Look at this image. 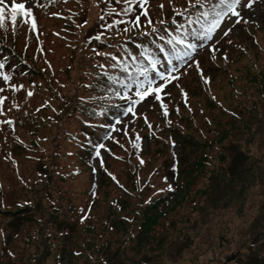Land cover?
I'll list each match as a JSON object with an SVG mask.
<instances>
[{"label": "trees", "instance_id": "16d2710c", "mask_svg": "<svg viewBox=\"0 0 264 264\" xmlns=\"http://www.w3.org/2000/svg\"><path fill=\"white\" fill-rule=\"evenodd\" d=\"M46 2L48 0H42V6ZM94 6H97V17L93 22L95 15L91 16L89 12ZM78 7L88 15L82 16L81 23H84L82 27L76 26L72 18L64 12L56 16L47 13L38 15L39 19H42L43 15L49 16L50 19L62 20L66 18L68 29H75L70 33V40L78 43L74 46L73 57L75 53H78L79 57L85 58L79 70L74 74L70 70L71 67H74V60L69 63V68L66 70V74L72 76L71 84L76 85L75 93L66 96L75 102L69 100L61 103L50 115L47 112L42 121L39 120L40 113L36 111L39 105L37 104L36 108L34 104V99L39 98V96L35 97V91L40 92L42 89L49 93L55 91V83L49 76L48 68L38 65V55L41 53L38 45L43 46L41 36L46 37L45 25L41 26L42 28L37 27L34 31L25 26L21 17H18L15 30L12 28V31H9L7 23L0 27V63L4 64V68L0 69V72L11 77L8 81H4L1 77L0 87L4 88V91L0 92V95L6 96L7 100L0 112V121L9 119L13 121L11 125L0 123V219L4 214L10 217L5 223L0 221V259L3 262L7 261L5 264H16L17 250L20 249V246H15L14 241L23 237H26V241L29 243L36 241L37 238L39 240L36 251L30 252L25 258L22 256L24 262L28 261L29 264H47L49 257L53 258L55 264H77L82 258L86 260L83 264L94 263V260H98L102 264H110V259L104 254L106 250L111 249L112 243L109 239L103 240V235L107 231L113 233L124 230L127 233V240L132 241L136 238V233L133 231L135 226H137L138 234L142 237L139 245L143 242L147 245L144 239L151 229L158 225L160 216H167L168 212L176 208L177 201H187L186 195L191 190L190 185H193L194 182L197 183L200 178L198 177L199 173L203 172V168L209 170L211 160L214 158V155L209 152L210 148L218 151L217 160L220 167V170L214 173L208 171L210 173L208 181L211 183V187L219 190L216 195L220 197L221 205H216V209L236 207V212L242 214L244 209H247L250 192L245 186L244 175L248 170L260 167L259 162L255 166L251 165L255 156L250 153L248 147L260 134L254 124L260 120L264 121V102L253 101L251 105L241 102L230 113L228 127L224 126L222 122L218 125L221 128L214 127L215 124L211 118L206 120L210 126L208 131L213 133L210 136H206L199 126L198 130L189 134L176 130L180 129L179 127L169 128L166 126L164 128L163 131L172 138L170 146L172 156L152 171L157 173L164 182L168 181L166 191L159 192L154 197L150 196L156 187L155 180L147 179V177L144 180L134 178L139 173L140 164H134V173L130 168L133 181L124 183L119 176L117 179L116 173L111 168L110 158L112 155L108 154L104 157V153L101 148H98V145L101 142L106 143L114 137L113 125L117 120L127 116L124 113L128 102L115 95L113 87L119 90L122 86L118 84L113 86L109 77L115 76L123 79L129 73L134 75L137 66L149 65V55L159 61L156 69L152 70V74L161 72L165 68H173L175 64H179L180 70L186 68L190 71L192 66L189 67L188 64H192V60H187V63H184L173 58L171 63L169 62L170 58L165 56V53L171 52L172 45L167 41L172 36L185 37L186 32H190L193 28L199 29L200 24L195 21L199 12L207 10V6L192 8L187 4L182 11H171L158 20H152L151 25L146 22L147 19H143L144 16H141L140 27H134L131 23L137 12L135 9L133 14L123 17L126 23L117 24L112 29H108L104 25L112 23L114 19L118 20L119 15L116 13L120 12L124 4L117 3V0L116 2L115 0H80ZM41 8L34 10V13L40 11ZM113 9L116 11L113 12ZM185 9L188 10L186 14H176L177 12L183 13ZM148 13H150V9ZM189 14L193 21L191 25L187 23ZM160 20H164L165 24H160ZM89 22L92 24L84 32ZM181 25L183 26L181 30L176 31ZM153 27L159 31L154 33ZM125 28L129 30L124 31ZM160 35H163L165 39L161 40ZM96 36H100V39L96 40ZM19 37L24 40L25 48L23 50L17 44ZM31 41L34 42L33 45L30 44ZM204 41L207 40L187 35L186 43L196 45L189 54L192 59H208L214 63L216 58L214 53L198 52L199 45ZM177 47L187 50L185 45H177ZM161 48L163 51L160 50ZM145 49L148 50L147 53L141 55ZM31 50L30 55L29 51ZM101 51L106 52L104 58L99 55ZM98 55L101 58H98ZM132 56L137 57V60L132 61ZM91 57L98 58L100 61L107 60L106 67H101V63H92ZM122 62L128 65V73L124 72ZM113 64H117L118 67L113 68ZM192 72L197 73L200 77L198 71ZM207 72L209 71L207 70ZM261 75L262 78L256 86L259 99L264 101V71ZM178 80L163 93H160L162 102L167 97L174 103L167 115H164L161 102L155 101L151 105L150 108L153 109L156 106L157 109L156 114L154 113V117H156L154 122L158 119L163 122L169 121L172 110L179 113L181 107L187 109L185 93L188 87L185 84L178 88L176 85ZM30 83L31 86L27 88V84ZM7 86L11 87L6 92ZM81 86H88L92 95L84 98L79 96ZM29 91L33 93L32 96L27 95ZM131 92L132 88L128 90L129 97ZM207 97L209 103L218 106L217 101ZM203 106V101H200L198 107L200 113L204 112V109L201 108ZM187 110L193 113L192 121L197 122L193 109ZM75 116L81 124L79 130L70 129L67 126L68 120ZM248 116L255 119L248 121ZM237 120L243 123L235 128L233 125ZM154 122L151 134L157 132ZM43 127L49 128L50 133H42ZM151 134L148 133L150 139L153 140L154 137ZM248 135L253 137L252 141ZM133 136L138 142L135 133ZM117 137L125 139L124 132H120V135L118 132ZM243 137L247 140V144L243 141ZM233 141H239L241 147H237V149L242 152L243 158L237 159L233 156L228 162L229 156L234 155L229 151V146ZM97 151L100 153L99 156H97ZM193 152L197 157L192 162L193 168L187 171L184 168L190 165ZM142 153L141 150L131 149V155L136 157ZM242 154H240L241 157ZM96 158L100 159L97 165L94 163ZM22 159L25 160V163H22ZM112 159L114 158L112 157ZM32 163H34V167ZM22 164H26L32 170L31 173L34 171L33 178L25 177L21 173ZM142 164L144 166L146 162ZM86 172L89 173L90 179L89 186L85 188L87 201H78L79 199H76L78 192L73 191L72 187L64 189L62 184L69 180L74 181ZM255 172L257 171L255 170ZM13 181L17 182L19 189L27 193L17 198L13 205H8L11 201L7 199L6 186L12 190L11 183ZM239 181H241L240 184L237 183ZM112 189L120 191L121 194L109 198L108 194H112ZM79 193H83V190ZM225 197L227 198L225 199ZM102 198L107 204L108 211L104 221L98 225L92 220L94 217L97 218L95 207ZM214 200L216 197L211 199L210 204ZM174 202L175 204H173ZM13 207L19 210V216L14 214L16 211H11ZM121 210L133 211L135 215L127 220L128 213L121 214ZM82 216L86 218L82 220ZM138 218L140 223H138ZM25 223L34 224L37 228L36 234H34L35 228L24 229L22 226L26 227ZM263 232L259 231L251 240V246L259 248L258 255L253 256L252 264H264V255H260L261 251L264 253V240L261 244L259 243V235ZM123 244H126L125 240ZM40 245H42L41 248ZM23 251L20 249V252ZM146 259H150L149 256L142 259L141 264H147ZM65 261L68 262L65 263ZM129 261L133 264H140L139 261L132 258H129Z\"/></svg>", "mask_w": 264, "mask_h": 264}, {"label": "rangeland", "instance_id": "374dc122", "mask_svg": "<svg viewBox=\"0 0 264 264\" xmlns=\"http://www.w3.org/2000/svg\"><path fill=\"white\" fill-rule=\"evenodd\" d=\"M5 1L12 3V0ZM79 1L48 0L42 6L41 1L37 3L34 0H27V2L26 0H17V2H26V7H32L37 27L45 25L44 33L46 37L41 36L43 46L38 45L39 49L43 48L38 55V65L48 68L50 72L49 76L55 83V91L54 93H49L43 89L40 92L35 91V97L39 96L38 99L37 97L34 99V104L36 108L37 104L39 105L36 111L40 113V121L47 115V112L50 115L61 103L71 100L65 95L67 90L71 88L65 70L69 67V63L74 60V67L71 70L72 74H74L79 70L81 63L85 60V58L79 57L78 53H75L73 57L72 49L78 43L70 40V33L75 29H68L67 19H50L49 16L45 17L44 15L47 13L56 16L54 14L61 15L64 12L68 17L72 18L76 26L82 27L84 23H81V18L87 14L78 7ZM188 3L189 0H149L147 8L148 10L150 9V13H148L147 18L144 17L143 19L150 18L151 20H158L165 16L166 13L171 12L175 7H182ZM160 5H163V8ZM39 8L41 10L34 13V10ZM140 11L141 9L139 8L136 13L139 14ZM42 14H44L42 19H39L38 15ZM89 14L91 16L95 15V19L92 21H96L97 6L92 7ZM242 15L250 22L236 24L228 36H224L221 29L231 24V21L225 20L221 24V29H217L213 33L212 41L203 44L204 47L201 45V53L212 52L215 55L214 57H216L214 63L208 59H194L199 61V69L203 71V76H201L200 71L193 63L191 64L192 68L190 71L183 68L176 73L178 79L180 78L179 80L177 79V87H182L185 84L188 87L185 93L187 101L186 107L187 109H193L192 111L195 112L194 115H196L197 122L192 121L191 116L193 113L182 107L179 113L172 110L169 121L163 122L158 119L154 122L156 120L154 113L156 114L157 109L156 106L153 109L150 107L156 100L154 96H150L141 104L134 106L135 115L132 114L131 117H128L127 120L120 124L118 131L114 135L115 137L110 142L107 144L102 143L104 148H101V151L104 153V157L108 154L109 156L112 155L110 158L111 168L116 173L117 179L119 176L124 183L133 181V176L130 175V168H132V173H134V164H140L139 173L134 178L137 180L142 178L144 180L147 177V179L155 180L156 187L150 196L154 197L157 193L166 191L168 189V183H165L157 173L152 171L172 156V150L170 149L172 138L169 137L167 132L163 131L166 126H169V128L179 127L180 129L176 130L188 134L198 130L199 126L200 130L203 129L206 133V136H210L213 133L212 131H208L210 126L206 121L207 119L211 118L214 121V127L218 126L221 122L224 126L228 127L231 118L230 113L236 109L239 103L243 102L251 105L253 101L259 103L264 102L259 99L256 86L262 78L261 73L264 71V0H258L251 9H242ZM5 16V23L9 26V31H12L13 25L11 24L10 6L6 10ZM124 16L119 15L118 20L123 19ZM21 19L25 26L31 28V17L27 18V24L24 23L25 18L21 17ZM232 19L234 20L235 18L233 17ZM91 24L92 22H89L86 25L84 32ZM56 33L60 35L61 40L55 37ZM33 43V41L30 42L31 45ZM17 44L21 50L25 48L24 40L21 37L18 38ZM213 47L216 49L214 52L212 51ZM105 51L99 52L102 58L106 56ZM31 53L32 50L29 51L30 55ZM96 61H98V58L92 60V62ZM178 66L179 64H176V69ZM170 70L168 69L163 72L167 74ZM192 71H198L200 77ZM82 74H85V72H82ZM254 74L256 75L253 76ZM152 78L157 83L162 82L155 74L152 75ZM177 80L168 84L161 93L172 86ZM205 80L209 82L206 83ZM1 82L2 79L0 78ZM70 92H73V90L70 89ZM176 93L178 94L177 90ZM84 94L90 96L92 92L90 93L88 90H84ZM207 96L217 101L218 106L209 103ZM200 101H203L204 104L201 107L204 109H202L204 111L203 113H200V109H198ZM72 102L74 103L75 101ZM163 103L167 106L168 110L173 108V101L168 100L167 97L163 99ZM150 109L152 110L149 112ZM137 119L138 121L130 130V123L135 122ZM254 119L251 116L247 118L248 121H253ZM153 122L157 134H151ZM241 123L243 122L237 120L233 127L238 128ZM144 125H147V127H144ZM67 126L75 130L81 128L77 116L71 117L67 122ZM218 127L221 128L220 126ZM254 127L260 131V134L253 141V137L248 135L252 141L248 149L255 156L253 157L255 160L252 161L251 165L255 166L259 162L260 167L259 169L257 167L255 168L257 172L255 170H248L244 175L245 186L250 192L248 195L247 209H244L242 214L236 212V207L216 209V205H221L220 197L216 195L219 190L211 187V183L208 181L210 174L208 171L214 173L220 170V167L217 160L218 151L210 148L209 152L214 155V158L211 160L209 170L203 168V172L199 173L198 177L200 178L197 183L194 182L193 185H190L191 190L186 195L187 201H177L176 208L168 212L167 216H160L158 225H155L150 233L146 235V239H144L147 245L145 242L139 245L142 237L138 234V230H136L137 226L133 227L136 238L132 241L127 240V233L124 230L113 233L107 231L103 235V240L109 239L112 243L111 249L106 250L104 254L110 259V264H133L129 261V258L137 260L141 264V260L147 256L150 258L146 259L147 264H252L253 256L258 255L257 251H259V248L256 246L252 247L251 240L259 231H264V121H257ZM126 129L130 131L125 135V139H118V132L120 135V132H124ZM41 132L49 134L50 129L43 127ZM133 133H135L136 137L138 135L140 136L139 150L143 152L137 157L131 155V149L136 150L137 147V141H135ZM148 133L154 137L153 140L150 139ZM145 137L146 141H144ZM242 139L245 144L248 143L244 137ZM237 147H241L239 141H233L230 144L229 151L231 154L233 152L234 155L229 156L228 162L233 156L237 159L243 158L242 152ZM240 154H242V157ZM191 156L193 157L190 159V165L184 168L187 171L193 168L192 162L197 157L195 152ZM98 161L100 159L96 158L94 163L97 165ZM141 161L146 162V164L143 166ZM22 163H25L24 159H22ZM32 166L34 167V163H32ZM72 167L75 168V166ZM31 171L26 164L21 165V173L25 177L33 178L34 171L32 173ZM193 174L195 175V173ZM89 181V173L86 172V174L84 173L74 181L69 180L63 183L62 186L63 188L65 187L64 189H68L69 187L74 188L73 191L78 192L76 199L86 202L87 194H85V188L89 186ZM57 182L59 181L57 180ZM237 183L240 184L241 181ZM11 184L12 190L6 186L7 199L11 201L8 205H13L17 198L27 193L19 189L16 181H13ZM82 190L83 193H79ZM112 190V194H108L109 198L121 194L118 190ZM213 197H216V200L210 204ZM95 210L97 212V218L94 217L92 221L99 225L104 221L108 211L107 204L103 201V198L97 203ZM11 211H16L14 214L19 216V210H16L15 207ZM120 212L121 214L128 213L127 220L135 215L133 211L121 210ZM9 219L10 217L4 214L0 221L1 223H5ZM138 220V223H140L139 218ZM25 224L26 227H22L26 230L35 228V225L32 223ZM36 232L37 228L34 229V234ZM259 237V243L261 244L264 240V232ZM26 239V237H23L14 241L15 246H20V249L24 250L23 252H20V249L17 250L16 264H29L28 261L24 262L22 256L25 258L30 252L37 250L38 238L32 243L27 242ZM124 240L126 244H123ZM41 247L42 245H40ZM233 254L236 255V258L228 261L227 258L233 256ZM260 255H264V253L261 251ZM47 261L49 262L47 264H55L52 257H49ZM85 261L82 258L77 264H83ZM6 262L0 259V264H5ZM67 262L65 261V263ZM91 264L102 263L94 260V263Z\"/></svg>", "mask_w": 264, "mask_h": 264}, {"label": "snow or ice", "instance_id": "6c2138e0", "mask_svg": "<svg viewBox=\"0 0 264 264\" xmlns=\"http://www.w3.org/2000/svg\"><path fill=\"white\" fill-rule=\"evenodd\" d=\"M27 2V0H26ZM26 2H17V0H12V3L10 5V11H11V24L13 25V30H15L17 24H18V17H23L24 23H28L29 17H31V28L35 30L37 28L36 20L33 14L32 7H26ZM258 2V0H195V3H192V0H189V7L192 8H204L207 6V10L199 12L197 19L195 23L200 24L199 29L193 28L190 32H186L185 37H177L172 36L171 39L167 41L168 44L172 45V49L170 53H165V56H168L169 62L171 63V59H176L179 61H182L184 63H187V60H192V63L195 64L197 69L200 71L201 76H203V71L199 69V61H196L192 59L189 52L191 50H194L196 45L186 43V36L191 35L193 38L197 39H204L211 41L213 39V33L217 29H221V24L225 20L231 21V24L226 26L222 30V34L224 36H228V34L233 30V27L236 24H239L241 22L249 23L250 21L248 19H245L242 15V9L248 8L251 9L254 4ZM117 3H122L126 5L123 7L119 13H116L117 15H128L130 13L135 12V7L138 5V7L141 9L139 14H136L134 19L131 21L132 25L134 27H140L141 23V16L148 17V8L147 5L149 3V0H117ZM161 8H163V5H160ZM9 8V5L5 3V0H0V27H3L5 24L6 16L5 12ZM113 12L116 10L113 9ZM188 10L185 9L183 13L177 12V15H183L187 13ZM57 15V14H54ZM111 15V13H110ZM211 17V19H208ZM235 18L234 20L232 18ZM103 19V17H101ZM149 25L152 24V20L150 18L146 21ZM173 23H176L175 21H172ZM87 23V21H85ZM126 23L123 19L121 20H113L112 23L104 25V27L108 29H112L117 24ZM160 24H165L164 20L159 21ZM189 25L193 23V21L190 18L187 21ZM183 26H179L176 31H180ZM128 28H125L124 31H128ZM167 30V29H165ZM159 30L153 27V32H158ZM144 34V33H142ZM103 35V33H101ZM161 40H164L165 37L163 35H160L159 37ZM96 40L100 39V36L95 37ZM177 45H185L187 50H181L177 47ZM163 51V48L160 49ZM216 49L213 47L212 51L214 52ZM147 49H145V52H142L141 55H145L147 53ZM115 59V58H114ZM132 61H136L137 57L132 56ZM149 65L148 66H137L135 74H128L123 79H120L115 76L109 77V80L111 84L114 85H121L122 88L117 90L113 87V91L115 92V95L119 96L121 100H127L128 106L125 110L124 115L133 114L134 112V106L141 104L143 101H145L146 98L150 96H154V99L156 101L161 102V107L164 111V115L168 114L167 106L162 102V97L160 93L166 88L168 84H170L172 81L177 80L178 77L174 74L176 72V68L173 67L170 71L165 74V72H156L155 76L159 78L161 83H157L155 79L152 78V70L156 69L157 64L159 63L158 60L152 58L150 55L148 56ZM123 70L125 73H128V65L126 63H123ZM189 67H191V64H188ZM103 67V65H101ZM113 68L118 67L117 64L112 65ZM4 68V64L0 63V69ZM0 77L3 78L4 81H8L11 79L9 75H6L3 72H0ZM206 83L209 81L205 80ZM135 85V97L138 99H133L129 97L128 90ZM20 87H23V85H20ZM4 88L0 87V92H3ZM123 92V94H121ZM28 96H32V92L27 93ZM7 100L6 96L0 95V112H2L3 105L5 101ZM0 123H6V124H13V121L11 119L6 121H0ZM116 123H121L120 120H117ZM151 127V125H149ZM137 140H139V136L136 137ZM138 146V145H137ZM98 148H104L103 144L98 145ZM99 151H97V156H99ZM143 163V161H141ZM85 216H82L81 219H85Z\"/></svg>", "mask_w": 264, "mask_h": 264}, {"label": "water", "instance_id": "95a60500", "mask_svg": "<svg viewBox=\"0 0 264 264\" xmlns=\"http://www.w3.org/2000/svg\"><path fill=\"white\" fill-rule=\"evenodd\" d=\"M234 258H236V255H235V254H233V256L228 257L227 260H228V261H229V260H233Z\"/></svg>", "mask_w": 264, "mask_h": 264}]
</instances>
